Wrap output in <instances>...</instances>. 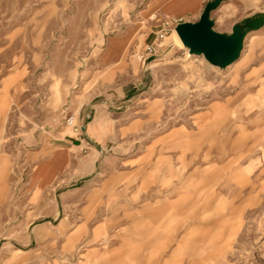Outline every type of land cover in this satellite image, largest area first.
<instances>
[{
	"label": "rangeland",
	"instance_id": "374dc122",
	"mask_svg": "<svg viewBox=\"0 0 264 264\" xmlns=\"http://www.w3.org/2000/svg\"><path fill=\"white\" fill-rule=\"evenodd\" d=\"M210 1L0 0V264H264V0L211 10L243 31L225 67L175 40ZM112 183L126 217L107 244Z\"/></svg>",
	"mask_w": 264,
	"mask_h": 264
},
{
	"label": "water",
	"instance_id": "95a60500",
	"mask_svg": "<svg viewBox=\"0 0 264 264\" xmlns=\"http://www.w3.org/2000/svg\"><path fill=\"white\" fill-rule=\"evenodd\" d=\"M218 2H207L196 21L180 22L176 24L175 30L190 53H201L210 64L225 67L237 58L242 46L243 31L240 24L234 27L230 35L212 28L210 12Z\"/></svg>",
	"mask_w": 264,
	"mask_h": 264
},
{
	"label": "crops",
	"instance_id": "0c3cea01",
	"mask_svg": "<svg viewBox=\"0 0 264 264\" xmlns=\"http://www.w3.org/2000/svg\"><path fill=\"white\" fill-rule=\"evenodd\" d=\"M156 6V3L154 1L150 2L147 6V13H149V18L153 19L155 18L156 14L153 12L154 7ZM146 14V13H145ZM154 15L153 18L151 16ZM153 33L154 31L151 30ZM138 59L142 61V58L139 56ZM107 120L105 117V113L95 114L87 123V125L84 127V132H86L87 137H91L95 140L97 138H104L106 129H107ZM71 144L74 145L73 140H71ZM83 143H85L83 141ZM55 150H60L61 152L65 150V147L58 146L55 148ZM95 151L93 153H89L87 155V159L90 161H93L95 158ZM128 187V184L123 183L119 186H115V183H112L109 185L106 189L102 191L100 194V197L97 198V212L99 211L98 208H101L102 206L105 208H108V214L107 215H101L97 213V222H101L103 225L100 228H97V236L100 234V230L102 231L101 239L107 244L112 243L113 240H115V236L117 235L116 232H111L116 228V225L121 221L120 212H122V216L126 217V213L124 212L126 210L125 207V199L127 197L126 189ZM59 226L61 228H64L66 226V218L61 220L59 222ZM111 228H113L111 231H109ZM48 233V232H45ZM137 260V252H133L130 256V264H136L134 263ZM113 264H118V260H113Z\"/></svg>",
	"mask_w": 264,
	"mask_h": 264
},
{
	"label": "built area",
	"instance_id": "2783aa9c",
	"mask_svg": "<svg viewBox=\"0 0 264 264\" xmlns=\"http://www.w3.org/2000/svg\"><path fill=\"white\" fill-rule=\"evenodd\" d=\"M169 30H170V21L168 19H164V20L159 21V23L157 24V30H155L153 32L154 38H153L152 42L150 44L146 45L145 50L147 52H146V56L143 58V60H145L149 55L155 54L156 47H157L156 41L162 40L167 35ZM68 124L71 125L72 127L75 126L72 118H69Z\"/></svg>",
	"mask_w": 264,
	"mask_h": 264
},
{
	"label": "bare ground",
	"instance_id": "6f19581e",
	"mask_svg": "<svg viewBox=\"0 0 264 264\" xmlns=\"http://www.w3.org/2000/svg\"><path fill=\"white\" fill-rule=\"evenodd\" d=\"M174 30H175V28H174ZM175 40H176V42L178 43V45H179L181 48L185 49L186 52L189 53V48H188V46H186V45L182 42V40H181L180 37L178 36L176 30H175ZM177 43H176V44H177Z\"/></svg>",
	"mask_w": 264,
	"mask_h": 264
}]
</instances>
